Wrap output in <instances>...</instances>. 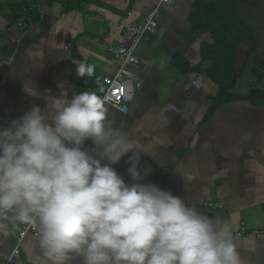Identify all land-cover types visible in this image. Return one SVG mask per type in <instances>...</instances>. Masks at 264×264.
<instances>
[{
	"label": "crops",
	"instance_id": "obj_1",
	"mask_svg": "<svg viewBox=\"0 0 264 264\" xmlns=\"http://www.w3.org/2000/svg\"><path fill=\"white\" fill-rule=\"evenodd\" d=\"M158 2L0 0V129L33 106L45 110L51 121L61 106L57 101L82 91L101 92L103 78L114 74L115 65L96 39L127 46L126 24L142 25ZM192 3L172 0L160 6L155 34L136 46L140 86L127 112L104 107L108 119L144 152L141 172L151 166V173L142 183L171 191L200 212L227 222L242 264H264V96L232 94L239 98L211 111L218 86L207 76L210 63L202 61L201 39L191 30ZM18 11L30 24L17 19ZM80 63L93 65L94 76L78 77ZM25 87L38 95H29ZM46 96L53 97L49 105ZM127 159L112 166L131 184ZM189 175L193 179L186 181ZM206 203L221 206L206 208ZM241 224L244 236L238 235ZM18 228L0 233V264L10 254L11 232ZM81 259L71 264H81ZM14 264H50L38 230L25 237Z\"/></svg>",
	"mask_w": 264,
	"mask_h": 264
},
{
	"label": "clouds",
	"instance_id": "obj_2",
	"mask_svg": "<svg viewBox=\"0 0 264 264\" xmlns=\"http://www.w3.org/2000/svg\"><path fill=\"white\" fill-rule=\"evenodd\" d=\"M76 73L92 77L95 67L80 63ZM57 103L51 121L33 106L0 129V233L37 225L50 264H242L227 222L142 183L151 166L142 174L144 152L108 119L100 96ZM125 156L131 184L112 166Z\"/></svg>",
	"mask_w": 264,
	"mask_h": 264
},
{
	"label": "trees",
	"instance_id": "obj_3",
	"mask_svg": "<svg viewBox=\"0 0 264 264\" xmlns=\"http://www.w3.org/2000/svg\"><path fill=\"white\" fill-rule=\"evenodd\" d=\"M247 0H193L189 15L192 33L201 39L203 62H209L206 73L218 86L211 111L220 104L239 98L228 93L239 75L235 70V57L240 45L251 39L249 29L236 18V9ZM20 19L21 12H16ZM264 102V98L260 100Z\"/></svg>",
	"mask_w": 264,
	"mask_h": 264
},
{
	"label": "built area",
	"instance_id": "obj_4",
	"mask_svg": "<svg viewBox=\"0 0 264 264\" xmlns=\"http://www.w3.org/2000/svg\"><path fill=\"white\" fill-rule=\"evenodd\" d=\"M171 3L172 0H159L156 6L147 13L145 22L142 25L136 26L133 23H127L124 30V37L129 41L127 46H114L106 37L96 39L98 47L109 52L115 65L114 74L103 78L102 91L97 94L103 99L104 105H110L122 113L127 112L128 103L132 99L134 90L140 86L136 76V69L138 68L140 59L136 54V46L142 39L155 34L158 26L157 20L160 6ZM24 20L30 24L31 19L21 15V21ZM18 24L22 25L21 23ZM110 27L114 28L116 24H110ZM70 47V44H66L64 50L69 52ZM91 147L92 145L88 141H85L83 148L90 149ZM205 206L206 208L215 209L220 208L221 205L218 203H206ZM37 230V225L19 224V228L11 232L13 237L12 249L3 264H14L15 260L20 257L21 244L25 237L36 233ZM244 231L245 229L241 224L238 235L244 236ZM256 234L257 232H254V235Z\"/></svg>",
	"mask_w": 264,
	"mask_h": 264
},
{
	"label": "water",
	"instance_id": "obj_5",
	"mask_svg": "<svg viewBox=\"0 0 264 264\" xmlns=\"http://www.w3.org/2000/svg\"><path fill=\"white\" fill-rule=\"evenodd\" d=\"M237 20L249 29L251 39L239 46L235 70L239 77L228 90L242 96H264V0H247L236 9Z\"/></svg>",
	"mask_w": 264,
	"mask_h": 264
}]
</instances>
